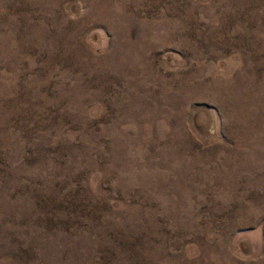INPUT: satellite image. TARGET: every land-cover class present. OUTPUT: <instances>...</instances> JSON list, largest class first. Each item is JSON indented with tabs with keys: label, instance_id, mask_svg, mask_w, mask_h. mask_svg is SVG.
I'll return each instance as SVG.
<instances>
[{
	"label": "rangeland",
	"instance_id": "rangeland-1",
	"mask_svg": "<svg viewBox=\"0 0 264 264\" xmlns=\"http://www.w3.org/2000/svg\"><path fill=\"white\" fill-rule=\"evenodd\" d=\"M0 264H264V0H0Z\"/></svg>",
	"mask_w": 264,
	"mask_h": 264
}]
</instances>
